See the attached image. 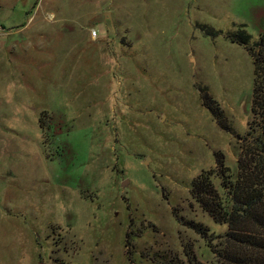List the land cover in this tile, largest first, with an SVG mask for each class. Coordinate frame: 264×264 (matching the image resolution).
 <instances>
[{
  "label": "rangeland",
  "instance_id": "374dc122",
  "mask_svg": "<svg viewBox=\"0 0 264 264\" xmlns=\"http://www.w3.org/2000/svg\"><path fill=\"white\" fill-rule=\"evenodd\" d=\"M241 29L264 0H0V264H217L187 224L228 231L206 202L252 119Z\"/></svg>",
  "mask_w": 264,
  "mask_h": 264
},
{
  "label": "trees",
  "instance_id": "16d2710c",
  "mask_svg": "<svg viewBox=\"0 0 264 264\" xmlns=\"http://www.w3.org/2000/svg\"><path fill=\"white\" fill-rule=\"evenodd\" d=\"M235 36L236 39H232ZM232 43L248 48L253 62L252 119L237 161L235 179L226 176L223 187L226 198L216 203L208 201L206 211L218 224L227 226V233L216 245L215 237L206 228L190 222L188 228L196 232L215 254L217 264H264V34L253 45L244 30L228 36ZM217 165L223 166L217 158ZM227 171V169H226ZM206 174L194 184L196 195L209 194Z\"/></svg>",
  "mask_w": 264,
  "mask_h": 264
}]
</instances>
